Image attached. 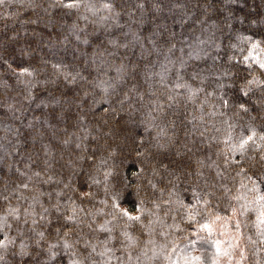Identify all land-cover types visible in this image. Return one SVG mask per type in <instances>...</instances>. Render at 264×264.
Returning a JSON list of instances; mask_svg holds the SVG:
<instances>
[{
  "label": "clouds",
  "instance_id": "1",
  "mask_svg": "<svg viewBox=\"0 0 264 264\" xmlns=\"http://www.w3.org/2000/svg\"><path fill=\"white\" fill-rule=\"evenodd\" d=\"M261 62L264 0H0V264H264Z\"/></svg>",
  "mask_w": 264,
  "mask_h": 264
},
{
  "label": "snow or ice",
  "instance_id": "2",
  "mask_svg": "<svg viewBox=\"0 0 264 264\" xmlns=\"http://www.w3.org/2000/svg\"><path fill=\"white\" fill-rule=\"evenodd\" d=\"M259 47L258 44L252 46V51L250 55L259 60L255 49ZM261 66L264 67V62H261ZM27 71V70H25ZM256 132L255 129L251 131L249 135H246L242 138L238 143H234L232 145L233 152L244 154L247 151L248 145L255 140ZM261 140L264 141V136H261ZM237 159V158H236ZM241 189H247L246 192L241 191L237 195L233 196L232 199L237 201H243L239 208L234 207L232 209L233 216L238 217L241 212L246 213L250 205H255V210L257 213V226L262 231H264V193H262L259 189V186L255 183L251 188H248L247 185L241 184ZM249 193H255L251 200L248 199ZM192 213L189 212V218H191ZM239 223V220L236 221ZM228 223V220L220 215H213L209 220L200 224L198 227L200 230L206 231L209 234H212L216 231L217 226L224 228ZM228 230V229H226ZM216 245V253L217 256L213 258L212 264H219V259L221 255H227L228 251L223 246L224 242L221 240L215 241ZM203 258L195 254L194 251L191 252H182L180 256L177 257L175 264H202Z\"/></svg>",
  "mask_w": 264,
  "mask_h": 264
},
{
  "label": "trees",
  "instance_id": "3",
  "mask_svg": "<svg viewBox=\"0 0 264 264\" xmlns=\"http://www.w3.org/2000/svg\"><path fill=\"white\" fill-rule=\"evenodd\" d=\"M237 159H239V156H237ZM249 173H250V175H252V176H254V177L256 176V173L253 172V171H251V170H249ZM242 179H243V178H242ZM243 182H244L245 185L248 186V188H251V187H252V185H251V183H250L249 180H247V179H243ZM258 186H259L260 191H261L262 193H264V183H260ZM241 191L246 192L247 189H241Z\"/></svg>",
  "mask_w": 264,
  "mask_h": 264
}]
</instances>
